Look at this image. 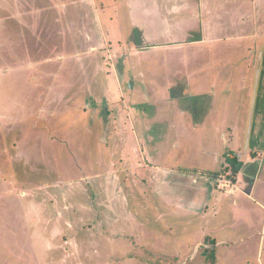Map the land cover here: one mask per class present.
<instances>
[{
    "label": "rangeland",
    "instance_id": "1",
    "mask_svg": "<svg viewBox=\"0 0 264 264\" xmlns=\"http://www.w3.org/2000/svg\"><path fill=\"white\" fill-rule=\"evenodd\" d=\"M190 1L197 28L180 41L173 38L184 30L187 2L69 0L60 3L62 9L71 7L78 15L69 17L68 12L62 18L52 0H0V264H264V243L260 251L255 242L230 249L232 253L225 249L218 260L209 251L180 260L134 249L125 237L108 239L133 234L170 255L183 233V220L172 209L158 214L130 204V213L138 214L135 224L99 202L101 188L110 184L107 178L98 177L95 185L82 177L85 168L86 175L106 168L108 155L99 147L97 126L107 111L117 114L120 107L125 108L122 116L132 144L153 142L157 147L132 155L129 162L135 165L140 156L146 163L170 161L171 166L200 158L198 146L206 144L200 145V138L211 137L218 150L227 125L239 130L237 154H244L248 143V150L261 144L264 127L252 130L264 108V34L258 33L260 24L264 28V0H252L257 14L245 8V0H236L238 8L218 4L216 9L215 0L204 17L201 0ZM230 9H237V17L226 20ZM217 10L224 18L215 19L218 29L212 27L218 39H208L212 45L201 48L187 45L203 35V19L214 18ZM175 22L180 28L172 30L179 34H165ZM106 87L118 93L112 100L104 95ZM160 108L166 113L151 123ZM166 119L179 129L161 125ZM160 136L178 140L176 155L156 146ZM236 168L230 164L234 183ZM151 173L145 169L142 176L148 179Z\"/></svg>",
    "mask_w": 264,
    "mask_h": 264
},
{
    "label": "crops",
    "instance_id": "2",
    "mask_svg": "<svg viewBox=\"0 0 264 264\" xmlns=\"http://www.w3.org/2000/svg\"><path fill=\"white\" fill-rule=\"evenodd\" d=\"M52 1L54 2V4H56L55 9L58 10V13H60L62 18L66 16L68 12H70L69 17H76L78 15L76 9L72 10L71 7H69L66 12H64V10L62 9V6L64 5H61L60 3L63 4L64 2L66 3L69 0ZM75 1L79 2L82 0ZM178 1L187 2L189 4V14L183 16L184 30L179 36H177L176 34L179 33H177L175 30H179L178 28L180 27L178 26V23L175 22L171 27V30L170 28H165L164 33L170 36L173 34L176 35L173 39L186 41L189 37H192V33L195 32V29L197 28L194 20L195 17H191V15H193L192 13L195 10V4L190 0ZM212 1L215 0H201V3L205 6L202 12L203 17L205 13L207 14L208 12H211V9L213 8V6L211 5ZM216 1L217 5L214 6L215 9L219 7L218 4H237L236 0ZM245 1V8L249 9L253 14V11L257 10L258 8V0L256 2H253L252 0ZM228 10L224 15L226 16L224 17L226 20H228V18H230L229 20H232L234 17H237V9H234V11H231L230 9L229 12ZM255 13L257 14L256 11ZM218 14L219 10H217V14L214 18L209 17L207 20L203 19V35L200 32L201 35L199 34L197 38H194L187 42L189 43L187 45H198L197 47L199 48H201L202 46L212 45L211 43H207V40L212 39L213 37L217 38V36H215V33L219 25L217 24L215 19H221L220 21L224 19L221 18V16H219ZM91 18L92 21L95 20L94 15H92ZM227 23L228 22L224 20V25H226ZM215 25L217 26V29H215L216 31H212V27H214ZM97 33L99 34V31H97ZM240 33L242 34L243 32ZM258 33L264 34V28L262 27V24H260V27L258 28ZM160 44H163V42ZM160 44H156L155 47L159 48L157 46H159ZM249 48L250 45L247 48L248 53H246L247 57L245 58H248ZM84 86L86 88L87 85L84 84ZM107 89L108 88L106 87V93L104 95L109 100H112V98L115 97L118 93L116 91L115 93H112L111 90L113 88L111 89V87L108 89V92ZM144 98L146 100V103L143 105H147L148 98ZM170 99L171 98H168V103L166 102L167 104H169ZM255 100L256 98L253 100L254 110ZM162 106L165 105L162 104ZM161 108L158 109L159 113H156L155 117L150 120L152 121L151 123H155V121L157 122L159 118H163L162 115L166 112L165 108L162 110ZM124 110L125 108L120 107L117 114H107L110 113L107 111L106 117H101L99 119V125L97 126V129L100 132L101 141L99 147L102 148L103 146V152H107L108 156L105 159L107 166L106 168H104V170H101V173L98 175H86L85 171L87 169L85 168V170H81V173L84 174L82 175V177L88 178V180H90L89 182H91V179H93L95 181V185H99L97 179L103 177L107 178V181L110 184H108V186L104 188H101L100 192L97 193L99 196H105L106 194L105 197L107 202L103 201L104 198H102V196L99 197V202L104 204L106 203L108 206L107 210L110 213L112 211H115L116 213L121 212L119 213V215L122 214L125 219H131L132 222L136 224L135 218H138V214L136 213L135 216L132 212L130 213L128 208L130 204L139 205L141 208L145 209L149 208L153 212L158 214H162L161 211H169L170 209H172L175 212V214L173 215L177 217V219L183 220V222H181L183 233L181 236H178V244L175 245V248H171L172 250L170 251V255H163L161 251L150 247L146 243H141L133 234L129 235L128 233H125L124 235L116 237L107 236L108 239L113 240L115 238L117 239L119 237H125L126 239L132 241L134 249L135 246L143 247L145 252H154L158 258L163 259L174 258L180 260H189L191 258L197 257L198 254H201L203 256L204 252L206 253V251H209L210 253H212L211 257L218 260L219 256L217 254L221 251H224L226 249L228 253H232L230 249L238 250L239 246L249 242L259 243L260 251L261 245L264 243V130L261 135V142H259L261 144L253 143L252 149L248 150V143L246 152L242 154L243 158L241 162H243V166L239 171H237L236 168V187L231 192H224L216 188L215 179L223 169L230 168V164H233L232 162H235V160H232L229 156L232 154L236 155L237 149H239L241 146L238 143L239 130L236 126H234V128L229 125L225 127L226 130H228V134H222L224 144L219 147L220 150H213V147L216 146L213 143V140L210 139L211 137L207 140H205V138H200V140L198 141L200 145L203 141L206 142V144L198 146L199 149H197V152L200 149L203 151L198 152L200 154V158L195 157L193 160L189 158V162H185V164L171 166L170 161H166V164L160 165L157 163L150 164L146 163L143 160V157L140 156L139 163L135 165L133 162H129V158L132 157V155H137L139 152L143 154L146 148H149L148 150H152V148L156 150L157 147H155L153 142H146V147H142V145L137 146V144H132L130 138L126 134V117L122 116V112ZM261 111H263V114L261 115H264V108L261 109ZM86 115L89 117L90 112L88 111ZM261 115L259 114V117H256L257 121L254 125L252 133L254 132V130L257 131L259 129L258 126L264 127V117H262ZM163 124H166V128L173 129V131L179 129L178 127H176V125H174L175 123H172L167 119L161 122V125ZM91 129V127L86 128L88 132ZM218 132H223V130L220 129L218 130ZM170 141L168 139H164L163 136H160L156 140V146L158 145L162 148L166 147L167 154L171 156L176 155L175 150L179 148V145L177 144L179 142L177 139H175L173 142ZM230 144L232 145L230 146ZM215 166L221 167L219 170H215L213 169ZM99 167H104L103 163H100ZM145 169H150L152 172L151 175L147 176L149 177L148 179L142 176L144 175ZM138 174L142 176L141 181H137L135 179ZM118 179H126L127 182L123 183L124 181H118ZM122 183L124 184V186H122ZM142 183H150V186L145 189V186ZM151 196H155V200L157 201V203H154L155 201H151ZM94 201L95 200H92L91 202L93 203ZM254 216L256 217V220L253 219ZM261 224H263V226L260 229ZM103 225L104 223L102 224V226ZM141 225L144 227L145 223L141 222L140 226ZM169 230H173V228L169 226ZM132 251L134 250L132 249L129 252ZM127 258L131 259L132 257L127 255Z\"/></svg>",
    "mask_w": 264,
    "mask_h": 264
},
{
    "label": "built area",
    "instance_id": "3",
    "mask_svg": "<svg viewBox=\"0 0 264 264\" xmlns=\"http://www.w3.org/2000/svg\"><path fill=\"white\" fill-rule=\"evenodd\" d=\"M229 157L238 163V162H241L243 155L242 154H236V155L232 154ZM233 177H234V173L229 168H226L225 172L219 173L215 179L217 188L225 192H231L236 187V183H234Z\"/></svg>",
    "mask_w": 264,
    "mask_h": 264
},
{
    "label": "water",
    "instance_id": "4",
    "mask_svg": "<svg viewBox=\"0 0 264 264\" xmlns=\"http://www.w3.org/2000/svg\"><path fill=\"white\" fill-rule=\"evenodd\" d=\"M243 166V162H239L237 164V171L241 170V167Z\"/></svg>",
    "mask_w": 264,
    "mask_h": 264
},
{
    "label": "trees",
    "instance_id": "5",
    "mask_svg": "<svg viewBox=\"0 0 264 264\" xmlns=\"http://www.w3.org/2000/svg\"><path fill=\"white\" fill-rule=\"evenodd\" d=\"M232 163H233V165H234V166H236V165H237V162H232Z\"/></svg>",
    "mask_w": 264,
    "mask_h": 264
}]
</instances>
